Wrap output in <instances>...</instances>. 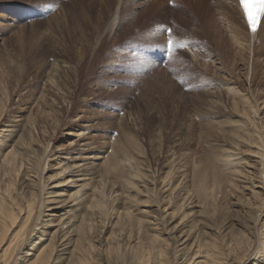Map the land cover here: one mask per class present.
I'll use <instances>...</instances> for the list:
<instances>
[{
    "label": "bare ground",
    "instance_id": "bare-ground-1",
    "mask_svg": "<svg viewBox=\"0 0 264 264\" xmlns=\"http://www.w3.org/2000/svg\"><path fill=\"white\" fill-rule=\"evenodd\" d=\"M165 1L173 7L148 0L141 14L158 12L175 39L185 42L168 61L178 64L179 87L188 77L191 85L200 83L191 101L204 106L194 118L204 129H180L170 142L162 118L150 141L155 147L149 154H156L150 162L137 136L126 130L128 145L116 137L110 151L106 145L94 151L87 139L74 141L80 130H72L71 152L56 153L49 143L64 120L56 107L71 103L72 92L60 88L67 81L55 78L56 71L67 75L65 61L50 53L48 88L41 90L36 110L0 126V264H264V15L253 33L240 0ZM216 15L228 25L227 38ZM152 25L146 35L151 47L160 46L159 38L165 45L167 33L159 37L155 30L161 26ZM187 54L190 60L202 54L197 63L210 64L215 75L188 65ZM7 83L0 81L1 122ZM166 86L164 101L179 102L175 110L184 107L185 93L176 84ZM195 140L207 154L182 153L190 164L183 169L174 150ZM163 153L168 155L158 174Z\"/></svg>",
    "mask_w": 264,
    "mask_h": 264
},
{
    "label": "rangeland",
    "instance_id": "rangeland-1",
    "mask_svg": "<svg viewBox=\"0 0 264 264\" xmlns=\"http://www.w3.org/2000/svg\"><path fill=\"white\" fill-rule=\"evenodd\" d=\"M147 3L148 0H0V81L9 82V96L4 108L6 114L0 121V126L9 125L15 119L25 120L29 113L36 110L37 99L47 79L48 63L53 59V56L48 55L57 51V57L63 59L62 62L65 61L61 65L67 75L56 71L55 78L59 82L62 78L65 83L67 81L60 88L72 92L69 95L72 102L59 101L60 104L56 107L64 119L52 134L54 140L49 143V147H53L56 153L71 152L75 143L67 133L72 130H80L78 132L81 134L74 141L87 139L94 151L105 145V149L112 150L116 137L128 145V132L137 136L138 142L145 147L147 161L150 162L149 159L156 156L155 153L150 155V149L155 147L150 145V141L158 134L162 118L166 122L162 133L170 142L169 139L174 138V133L180 129L186 133L187 128L193 126V130L189 131H193V134L204 129L194 120L195 113L204 106L191 101L192 96L198 95L197 92L201 90L200 83L191 85L188 77L185 79V86L179 87L182 80L178 78L176 71L178 64L175 66L174 61H168L166 47L165 53L157 45L151 47L146 35L152 24L161 26L159 30H155L159 37L163 32L167 33L164 25H168V28L172 26L162 17L156 16L158 12L143 16L141 13L147 8ZM89 5L93 11H90ZM167 5L173 7L164 0V6ZM84 11L90 13V16L82 13ZM115 15V26L109 27ZM215 22L221 26L223 37L227 38L229 33L225 28L228 29L226 22L219 15L215 16ZM157 42L158 45H163L161 38ZM209 47L214 49V46ZM201 55L190 60L187 54L184 61L188 65L196 64L203 71L202 74L215 75L213 66L209 64L205 68L197 63ZM216 56L218 57V53ZM175 84L187 96L185 109L178 105V110H175L179 102L164 101L169 93L166 85ZM0 93L2 98V91ZM176 96L177 93L173 94L172 99L176 100ZM49 97L47 96L48 99ZM121 125L123 127L117 130V126ZM33 148L38 149V146L33 145ZM136 152L132 151L134 157L138 158ZM174 152L183 164L186 160L182 159V153L193 152L197 157H204L207 148L204 143L195 140L191 146H177ZM105 154L106 152L103 153ZM168 154H161L160 165H157L158 174L162 172L161 168L164 169L161 166ZM142 156L140 154V159H144ZM183 165V169L188 170L190 164L185 162Z\"/></svg>",
    "mask_w": 264,
    "mask_h": 264
},
{
    "label": "snow or ice",
    "instance_id": "snow-or-ice-1",
    "mask_svg": "<svg viewBox=\"0 0 264 264\" xmlns=\"http://www.w3.org/2000/svg\"><path fill=\"white\" fill-rule=\"evenodd\" d=\"M244 13H245V18L247 20L248 27L250 30L255 33L258 28V18L262 15H264V8L256 15L254 16L253 13L249 10L247 4L244 5ZM167 44L166 45H160L159 47H166L167 50V57L171 59L173 56L174 52L177 49H183L185 48V42L182 41H177L175 37L173 36V29L169 27L167 30Z\"/></svg>",
    "mask_w": 264,
    "mask_h": 264
}]
</instances>
